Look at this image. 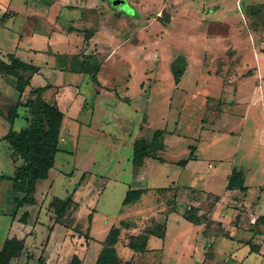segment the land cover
<instances>
[{
	"label": "rangeland",
	"instance_id": "obj_1",
	"mask_svg": "<svg viewBox=\"0 0 264 264\" xmlns=\"http://www.w3.org/2000/svg\"><path fill=\"white\" fill-rule=\"evenodd\" d=\"M26 1L32 3L34 0H24L21 3L23 8L28 6ZM105 1L98 0L104 4H97L98 10L95 9L89 15L86 25L92 29L93 37L90 39L88 51L93 55L91 57H94V63L101 66L98 70L100 83L106 85L109 90L115 88L113 93L98 95L96 93L99 88L98 80L95 81V74L92 72L80 76L51 69L48 65H54L55 56L39 52L33 60L28 61L45 65L48 71L34 81V86L43 85L44 82L60 85L63 82L84 80L80 90L87 99L81 119L86 124L82 129L81 141L77 143L74 140L75 136L70 135L66 142H62L61 146L67 151L62 150L58 154L57 165L62 164L64 171L69 172L88 166L91 162L90 170L94 171L95 176L92 175L94 176L92 179L89 175V182L98 181L93 187L98 185L100 192L95 195V199L89 198L90 194L95 193L87 182L83 195L88 203L93 200V203L96 202L94 208H97L98 214L96 228L98 238H106L109 227L118 226L123 219H128L130 223L140 220L139 217H131L128 214L130 210L124 207L127 205L124 204V199L130 189L141 192L138 198L149 193L150 196H146L148 200L155 197L152 193L155 188L174 185V195L168 200L170 211L175 208L171 205L178 203V195H182L185 189L188 190L185 186L207 187L210 179H200L191 170L173 163V160L187 158L191 152V145L196 147L195 153L199 151L203 153L202 160L195 167L207 178L216 175L213 182L215 190H222L225 180L229 179L234 169V160L237 171L246 173L247 167L242 166L240 162L241 155L234 159L233 154L234 105L242 100L253 101L251 97H255L254 103L264 109V0L112 1L125 12L126 16L114 14L112 4ZM71 3L80 4V1L71 0ZM64 15L66 18L71 16L69 12ZM21 23L23 22H16L13 25L9 21L8 26L14 27L13 32L16 33L20 32ZM238 23L244 26H238L234 34V27ZM0 42L2 49L7 52L6 58L13 57V54L8 52H12L14 46L11 43H4L1 39ZM33 42V46H44L43 41L37 37ZM52 48L60 52L76 49L73 45L58 43ZM176 67L183 69V76L179 82L176 81L174 72ZM2 77L4 79V76ZM11 79V82L7 81L9 91L1 115L8 120L13 117L17 100L24 95L22 85ZM42 97L54 103L56 94L43 93ZM27 99L28 94L24 96V101ZM257 110L260 112L259 108ZM22 122L24 119L18 118L15 128ZM10 128L12 126L7 120L0 121V175L16 177L24 162L9 141L3 140ZM157 129L165 131L163 138L168 147L165 151L160 150L156 153L158 157H162L164 161L167 159L168 162L156 161L154 159L157 157L154 156L152 157L154 159L147 161L143 168L136 166L133 162L136 144H142L143 139L150 143ZM220 133L226 139L214 135ZM212 134L214 136L210 137ZM208 136L213 143L212 148L205 144L199 149L201 142ZM261 147H256L258 153H264ZM63 159L64 161L60 163ZM246 160L242 159L243 164ZM258 160L255 158L256 162ZM259 161L260 171L264 173V157ZM141 174L143 176L139 177ZM96 176L99 177L98 180H95ZM75 179L70 183L69 176H62L56 182L59 188L55 194H61V197L69 196L67 190L71 185L75 186ZM248 181L252 182L251 178ZM243 183L242 176L238 180V185L241 186ZM13 184L12 180H0V248L8 238L13 237V232L17 233V230H11V226L14 211L21 206L14 197L16 194L13 192ZM151 186L154 189H150ZM157 190L159 189H155ZM208 194L206 192L201 194L198 191L186 193L187 198L185 197L186 200L180 208L184 213L199 218L191 200H201L203 197L208 203L204 206L205 214L202 217L208 220V208H211L212 202L215 201ZM58 201L60 200L57 198L52 200L46 210H51L55 214ZM251 202L253 201L250 199L247 206H241L249 209L243 210L249 218H245L247 220L260 213V207H254ZM231 204L234 205V202L231 201ZM145 210H149L148 207H145ZM172 218H174L172 226L161 235H155L154 239L158 245L155 246L152 242L151 248H162L165 245L169 253L173 248L182 246V241L186 239L190 241L192 239L190 246L193 247L195 225L189 221L179 224L176 216ZM79 219L76 221L67 218L64 222L71 223L70 227L81 234L89 232V228L84 229V226L88 225L86 218L80 214ZM231 219L229 223L231 230L234 231L233 227L242 221L240 217V220H236L234 216ZM25 220L23 214L21 221ZM160 222L159 225H163L164 220ZM108 224L109 227L105 228L104 225ZM155 227L158 226L154 224L152 228ZM147 232L151 233L150 230ZM64 233L65 230L58 227L53 233L54 240L62 241ZM47 234L40 230L37 240H42ZM222 235V231L216 232L215 242L207 244V260L212 259L209 260V264H234L232 258L234 254L230 247L233 244L223 239ZM131 237V235L127 237L125 245H128ZM139 237L140 235L135 236L133 241L139 242ZM43 244L42 247L45 246ZM75 244L78 250L83 249L80 242ZM120 248L121 246L119 250ZM217 250L219 253L216 255ZM195 256V261L196 259L198 261L199 255ZM156 257L154 263L158 264L162 259L160 251L156 253ZM25 259L22 258L12 264H24ZM252 260L262 262L255 254ZM32 264H37V260L32 261ZM164 264H169V260L166 259Z\"/></svg>",
	"mask_w": 264,
	"mask_h": 264
},
{
	"label": "crops",
	"instance_id": "obj_2",
	"mask_svg": "<svg viewBox=\"0 0 264 264\" xmlns=\"http://www.w3.org/2000/svg\"><path fill=\"white\" fill-rule=\"evenodd\" d=\"M23 1L24 0H0V39L3 40L4 43H11L14 46L12 52L8 53H12L13 57L18 58L23 62L38 67L39 72L32 74L30 84L24 89V95L22 98L20 97V99L17 100L14 105L15 107L13 106L15 108V112L17 113V117H14L15 112L13 117L9 120L0 114V121L4 122L7 120L10 123V126H12L10 129L16 132L28 127L32 119V114L30 109L24 105L26 102L24 101V96L28 94L29 97L31 90L46 87L48 85H50L51 88L47 89L45 93L46 95L51 93L56 94L54 103H56L59 109L64 113V119L59 137V151L55 157L54 167L50 170L47 179L39 180L37 182L36 190L33 194L35 202L33 204H25L19 207L17 211H14L11 230L13 231V229H15V231L17 230V233L13 232V237L11 238L24 240L25 249L22 254L13 259L10 264L15 261H19L22 258H26L24 264H32V261L34 260H37V264H39L40 257H43L46 264H70L74 255H78L81 258L82 264H95L101 250L104 247V241L106 238H98L97 236L96 228L98 214L97 208H94L96 202L93 203V200L91 203H88V200L84 199L83 195L84 185L89 182V175H91L92 179L95 176L94 171L90 170L91 160L89 161L88 158V161L90 162L88 166H82L81 168H76L75 170L69 172L64 171L62 164L59 166L57 165L58 154L62 150L67 151V149H64L61 146V143L66 142L70 135L75 136L74 140L77 143L81 141L82 129L86 124L81 119V114L86 108L87 99L83 96L82 90H80L84 80H78L76 82H63V84L60 85L53 82H44L43 85L40 84L39 86H34V81L48 71H46L45 65H37L28 61H30V59L33 60L39 52H43L45 54H49L51 57L55 56L54 65H48V67H51V69L55 71L61 70L78 74L80 76H84V73L90 72L88 68L91 67V63H94L95 61L94 57H91L93 55L88 51V45L91 43L90 39L93 37V32L86 24H88L91 12H94L95 9L98 10L96 5H100V3L104 4V2L99 3L98 0H79L80 4H75L71 3V0H34L32 3H30V1H26L28 6L23 8L21 4ZM112 1L115 0H106L105 2L112 4L114 14L118 16H126L125 12L121 10L118 5L113 4ZM130 6L132 7V5ZM66 12H69L71 16H68L67 18L64 17ZM9 21L13 25L16 24V22H23L21 23L20 32L16 31V33H14V27L8 26L10 25ZM239 23L236 27H234V34L237 32L238 26L242 25ZM243 26L244 25H242V27ZM35 37L42 40V45L44 46H33V40ZM55 43H58L59 45H73L76 49H68L66 52H60L59 50L57 51L52 48ZM5 51L2 49V43L0 42V57L7 60L8 58L5 56L7 55V52ZM99 67L101 68L100 65ZM99 73L100 72L97 74L98 82L95 80L97 84H99V88L96 90V93L100 96L107 93H113L115 88L109 90L106 85H102L100 83ZM2 76H4V79ZM11 78L17 82L15 77L0 73V104L2 108L5 106V99L9 91V84L7 81L11 82ZM254 99L255 97H251V100L253 101L245 102L242 100L234 105L233 154L234 159H237L241 155V165L247 167V172L243 173V185H237L234 188H229V180L233 176L234 170L238 169L236 167L237 165H235L236 160H234V169L232 174L229 175V179L225 180L222 190H215L213 182L216 175L213 174L209 176L210 178H207L206 175L199 170V168L195 167L196 164L200 163L203 157V153L200 151L195 153L196 159L191 160L186 166L182 167L187 170H191L200 179H210L208 180L210 184L207 187L199 188L197 185L185 186L188 190L185 189L182 195H178V203L172 204L171 207L174 206L175 208L170 211H168V208L170 207L168 200L172 195H174V185L164 188H155L159 189L157 191H155L154 187L151 186L152 188L150 189H154L152 192L154 193V198L147 200L146 196H150V194L145 193L140 198L131 202V204L129 203L124 205L126 209L130 210L128 214H130L131 217H139L140 220L136 221V223H130V221H127L128 219H123V221H121L117 226L121 228V235L118 243L116 244V248L123 260L132 261V264H156L154 263L157 259L156 253L160 251L162 259L161 261L159 260L160 262L158 264H164L166 259L169 260V264H180L183 262H185V264H195V262L199 264H209L212 259H209L210 261L207 260V244H209V242H215V239H217L216 232L222 231V238L233 244L230 247L232 254H234V257L232 256V258H234V264H264V224L263 222L257 223V219L260 216H264V173L261 172L259 168V160L264 157V153H258L256 151V147L258 146H262L264 150V109L256 105L254 103ZM19 101L23 104L17 106ZM257 108H259L260 112ZM256 114H259V116H256ZM92 115L94 114L92 113ZM18 118H21L22 120L24 119V122H22L18 128H15V123ZM214 135H219L220 139L224 138L222 137V133ZM214 135L212 134L210 137ZM210 137L208 136L205 141L201 142L199 149L205 146V144H208L209 147L212 148L213 143H211ZM165 144L166 148L162 151H165L168 147V143L166 141ZM242 146H244V148ZM155 156L157 157L155 159L147 157L144 165L141 167L143 168L146 166L147 161L150 159H154L156 161L158 160L163 163L168 162L167 159L164 161L162 157H158L157 153ZM255 158L259 159L258 162L255 161ZM242 159H247L245 164H243ZM21 160L23 159L21 158ZM179 160L180 159L173 160V163L177 164ZM63 161L64 159L61 160L60 163ZM142 174L144 175V173ZM142 174L139 177H142ZM66 175L69 176L70 183H72L76 178L74 181L75 186L71 185L70 189L67 190L69 196L61 197V194H55L56 190L58 191L59 188L56 182L59 181L62 176ZM98 178L99 177L96 176L95 180H98ZM249 178H251L252 182L248 181ZM95 182L96 181L91 180L88 185L93 189V193H95L89 195V198L93 197V199H95V195L100 192L98 185L93 187ZM96 183L98 184V181ZM172 183H175L174 180ZM194 183L195 182H193V184ZM243 187H246L247 189L242 190ZM125 191L126 190H124V192ZM192 191H198L201 194H205V192L206 194L209 193L208 195L213 197V200H215L211 204L212 207L208 208V220L205 217H202L205 214L204 206L208 203V201L204 200L203 197L201 200H191L194 208H196L197 215L202 220L201 224H194L191 222L196 227L194 228L196 234L194 236L193 247L190 246L192 239L191 241L186 239L182 241V246L173 248V250H170L169 253L167 251L168 247L165 245L162 248H151L152 242H154L155 246L158 245L154 239L156 236L152 234L149 237L147 251L145 252H135L128 247V245H125L129 235L139 236L146 234L149 230L152 232L156 229V227L152 228V226L155 224L160 227L159 224L162 219L164 220L163 225H165L163 228L164 232L165 230L168 231L172 226V220L174 219L172 218L173 216H176L175 219H177L176 221H178L179 224H181V222L189 221L184 217L185 213L180 207L184 204V200H186L185 197L187 198L185 194L191 193ZM13 192L16 194L14 195L15 198L21 199L25 196L24 193H16L14 189ZM69 197H71L73 201L78 204V208L69 209L63 220L61 222H56V211L54 214L51 210H46V207L49 206L51 201L56 198L64 201ZM230 199L234 202V205L231 204ZM250 199L253 201L251 203L254 207H260V213L252 219L247 220L249 218L245 215L246 213L243 212V210L246 209L241 206H247V204L250 203ZM145 207H148L149 210H145ZM23 214L26 217L24 222L21 221ZM80 214L86 218L88 223L87 227L84 226V229L89 228V232L86 231L85 234H81L79 231L77 232L73 230L72 227H70L71 223L64 222L67 218H73L76 221L80 220ZM232 216H234L236 220H240V217L242 221V223H238L235 227H233L234 231L231 230V224L229 223V220H232ZM242 217L243 219H247L243 221ZM247 222L249 223L247 224ZM126 223H129L130 226L126 227ZM107 226L109 227V224L104 225L105 228ZM113 226L116 225H112V227ZM22 227H24L25 230ZM58 227H62V229L65 230L64 237L62 241L59 242L57 240L55 241L53 238V233ZM112 227H109L108 234ZM40 230H43V233L48 234L45 235L42 240H37ZM206 231H208V233H205ZM86 235L89 236V239L86 238ZM249 240H252L253 244L260 246V251L258 253L251 252V246L247 243ZM76 242H80V244L83 245L82 250H78L76 248ZM42 244L45 246L42 247ZM69 246L70 248H68ZM120 246L121 251L119 250ZM216 248L219 249L218 246ZM124 253L126 255H124ZM218 253L219 250L216 251V255ZM196 254L199 255L198 261L197 259L195 261ZM254 254L259 257L262 261L261 263L253 260L251 261ZM164 256L166 257L165 259ZM139 260L142 262H138Z\"/></svg>",
	"mask_w": 264,
	"mask_h": 264
},
{
	"label": "trees",
	"instance_id": "obj_3",
	"mask_svg": "<svg viewBox=\"0 0 264 264\" xmlns=\"http://www.w3.org/2000/svg\"><path fill=\"white\" fill-rule=\"evenodd\" d=\"M88 70L95 74L94 79L97 80L96 73H98L99 65L92 62V65ZM38 72V67L23 62L18 58L11 56L7 60H4L0 57V73L15 77L18 83L22 85V90L30 84L32 74ZM174 72L176 74V81L179 82L183 76V69L176 67ZM49 88H51L50 85L31 90L30 96L24 103V105L30 109L32 114L30 125L19 132L10 129L3 137V140H8L24 161V165L19 169L16 177L0 175V180L13 181V189L16 193L21 192L25 194L21 199L16 198L19 206L33 204L35 202L33 194L36 190L37 182L48 178L50 170L54 167L56 154L59 151V137L64 113L59 109L56 103H50L42 97L43 93ZM21 104L23 103L19 101L17 106ZM0 114H2L1 104ZM14 117H17L16 112ZM164 134V130L157 129L154 132L150 143H146L143 139L142 144H136L134 151V163L136 166H143L147 157H154L156 152L166 148L165 140L163 138ZM195 148L194 145H191L189 157L180 159L177 164L180 166H186L191 160H195ZM242 176V172L235 169L233 176L229 180V188L237 186L238 180ZM246 189V187L242 188V190ZM140 194V191L130 189L124 199V204L133 202ZM71 208H78V204H76L71 197L64 201H58L56 205V222H61L67 211ZM184 217L194 224L202 223L200 218H196L190 213H185ZM259 222H263L264 224V216H260L257 219V223ZM125 226L129 227L130 224L126 223ZM160 226L161 230L160 227H157L151 233L147 232L146 234L140 235L139 242L133 241L135 236H132L128 243V247L135 252L147 251L150 235L159 236L164 232L163 228L165 225ZM120 235V227L113 226L110 229L109 234L104 241V247L95 264H132V261L123 260L118 253L116 244L119 241ZM86 238L89 239V236L86 235ZM247 243L251 246V252L258 253L260 251V246L253 244L252 240H249ZM24 249V240L18 238L7 239L4 242L3 247L0 249V264H10L13 259L22 254ZM39 264H46L43 257L39 258ZM70 264H82V260L78 255H74Z\"/></svg>",
	"mask_w": 264,
	"mask_h": 264
},
{
	"label": "water",
	"instance_id": "obj_4",
	"mask_svg": "<svg viewBox=\"0 0 264 264\" xmlns=\"http://www.w3.org/2000/svg\"><path fill=\"white\" fill-rule=\"evenodd\" d=\"M125 1V0H124Z\"/></svg>",
	"mask_w": 264,
	"mask_h": 264
}]
</instances>
